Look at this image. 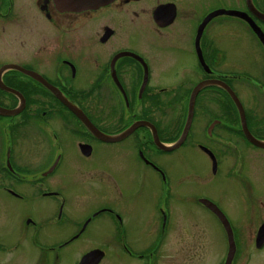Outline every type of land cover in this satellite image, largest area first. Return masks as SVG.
Segmentation results:
<instances>
[{
  "label": "flooded vegetation",
  "instance_id": "obj_1",
  "mask_svg": "<svg viewBox=\"0 0 264 264\" xmlns=\"http://www.w3.org/2000/svg\"><path fill=\"white\" fill-rule=\"evenodd\" d=\"M15 1L0 0V15L20 21L13 32L21 43L0 68L41 75L101 132L129 133L101 140L44 84L18 69L3 73L25 108L0 127L8 131L0 138V223L13 226L12 238H0V264H226L230 255L228 264H264V148L248 139L238 107L264 140V44L248 18L263 31L264 22L247 0H114L74 12L55 0H21L35 5L27 13ZM253 3L264 13V0ZM234 31L260 49V72L226 38ZM5 94L8 108L20 104ZM151 126L168 144L189 130L163 151ZM33 136L37 155L28 154ZM204 199L226 215L234 238ZM195 203L224 239L201 223ZM239 226L246 231L236 233Z\"/></svg>",
  "mask_w": 264,
  "mask_h": 264
},
{
  "label": "rangeland",
  "instance_id": "obj_2",
  "mask_svg": "<svg viewBox=\"0 0 264 264\" xmlns=\"http://www.w3.org/2000/svg\"><path fill=\"white\" fill-rule=\"evenodd\" d=\"M2 3L0 2V5ZM15 6H18V12H31L35 9V5L34 3H32L31 5H24L23 2H21V0H16L15 1ZM3 13L6 12L7 7L6 5H2L0 8ZM12 19H8L6 21V19H0V64H3L5 62H11L13 61V52L11 51L12 48L16 45H19L21 43V38H20V34L17 32H13L14 28H15V24H20L19 20H15L14 23L11 22ZM6 21V22H5ZM226 38L229 39V41H231L232 45L238 47L241 46L243 50H247L246 54L248 53V56L250 58V61L252 60L253 64L251 65L252 69H254L255 72H260V66L257 65L258 61H261L262 59V55H260V49L256 47H254V43H252L253 47L251 46L246 47L245 45L249 43V38L248 35L245 33H239V32H232L228 35H226ZM238 56H237V60H238ZM166 69V67H164ZM166 78V76H165ZM0 102H2V104L5 107H10V105H12L13 100L5 93L1 92L0 90ZM178 104H182V102H176L173 101L172 105H178ZM18 120L20 118H17ZM16 119V120H17ZM6 122L5 119L0 118V127H5L4 123ZM3 132V133H2ZM2 132L0 134V138H3V136H7L8 135V131L5 129H2ZM33 140L29 143V149H28V154L29 155H37L39 154V150L41 147V144L39 142V139L37 136H33L32 137ZM192 152V153H190ZM189 153L191 155L194 156V158L201 162L202 164L205 165V168L208 172H210L211 167L209 164V160L207 159V157L205 155H203L200 151H198L197 149L195 150H191ZM162 161H165V158L162 157L161 158ZM205 171V170H203ZM253 172H255V170H253ZM206 176V175H205ZM157 188H159L160 186H162L160 178H158V183L156 184ZM195 209H198L200 212V215L198 218L202 219L200 220L201 223L205 226L208 225L210 227V229L214 232V234L216 235L217 238L220 239H224L225 235L223 230L221 229V227L219 225H217L214 221H213V217L209 214L208 211L203 210L204 208L197 205L195 203ZM2 211L0 210V216H2ZM3 217V216H2ZM140 224H142V220L140 221ZM12 225H9L7 223H0V238H12L13 233H12ZM236 233H244L247 229V226H239L234 228ZM29 232L32 233V229L29 230ZM224 250V248H222Z\"/></svg>",
  "mask_w": 264,
  "mask_h": 264
},
{
  "label": "water",
  "instance_id": "obj_3",
  "mask_svg": "<svg viewBox=\"0 0 264 264\" xmlns=\"http://www.w3.org/2000/svg\"><path fill=\"white\" fill-rule=\"evenodd\" d=\"M111 1L113 0H72V1H68V0H58L57 4L59 7H61V10L63 11H81V10H86V9H89V8H98L102 5H106L108 3H110ZM248 4L250 7L253 8L254 12L256 14H258L260 16V18L262 20H264V14L262 13H259L256 8L254 7V4L252 2V0H248ZM233 14L237 15V16H243L242 13L240 12H233ZM250 23L252 24L254 30L258 33V35L261 37V40L264 42V33L261 31V29L256 25V23L250 19ZM7 67H12V66H5L4 68H2L0 70V88L4 91H8V92H12L14 94H17L18 96L21 97L22 99V102H21V106H19L18 108L16 109H8V108H4L2 106H0V115L1 116H10V115H16V114H19L21 113V111L23 110L24 108V105H25V101H24V98L22 97L21 93L8 87L7 85H5V83L2 81V73L4 72L5 69H7ZM14 67H17L19 68L20 70L22 71H25L27 73H29L30 75H32L34 78H36L37 80H39L40 82L44 83L50 90H52L70 109H72L79 117H81L85 122L86 124L88 125V127L95 133L96 136H98L100 139L102 140H105V141H108V142H112V141H117V140H120L122 139V137H124L125 135H127L129 132L127 131L126 133L124 134H121L119 136H108L106 134H104L103 132L99 131L98 129H96L89 121L88 119L83 115V113L77 108L75 107L73 104H71L66 98L63 97V95H61L60 91L55 88L54 86H52L51 84H49L46 80H44L42 77H40L38 74L36 73H33V72H28L26 71L25 69L21 68V67H18V66H14ZM207 82H204V83H201L200 85H198L193 94H192V97H191V105H190V117L192 115V106H193V103H194V100H195V96L197 94V92L200 90V88L202 86H204ZM209 83V82H208ZM234 96V94H233ZM235 97V96H234ZM240 104V103H239ZM239 109H240V114H241V120H242V125L244 127V129L246 130V135L248 137V139L250 141H252V143H254L255 145L259 146V147H263L264 148V141L262 140H259L257 138H255L247 129V126H246V120H245V115L243 113V110H242V106L241 104L238 105ZM150 125V124H148ZM153 132H154V141H155V144L157 145L158 148L164 150V151H169V150H173L175 148H177L178 146L181 145V143L184 141L186 135H187V132H188V126L185 128L181 138L174 144V145H166V144H163L159 138H158V135H157V132L155 130V128L153 126H151ZM131 131V129H130ZM206 149V148H205ZM207 151H209L208 149H206ZM210 152V151H209ZM211 153V152H210ZM204 202L213 210L215 211L219 217L223 220L227 230H228V233H229V236L230 238H233V233H232V230H231V227L229 225V222L227 221L226 217L224 216V214L220 211V209L214 205L212 202H209V201H206L204 200ZM260 235H264V229L262 228L261 231H260ZM230 259V258H229ZM229 259H228V262H229Z\"/></svg>",
  "mask_w": 264,
  "mask_h": 264
}]
</instances>
